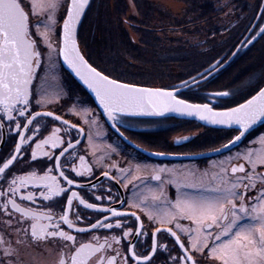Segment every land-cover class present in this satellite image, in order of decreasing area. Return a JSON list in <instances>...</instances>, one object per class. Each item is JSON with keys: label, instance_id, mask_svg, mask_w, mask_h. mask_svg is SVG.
Instances as JSON below:
<instances>
[{"label": "flooded vegetation", "instance_id": "flooded-vegetation-1", "mask_svg": "<svg viewBox=\"0 0 264 264\" xmlns=\"http://www.w3.org/2000/svg\"><path fill=\"white\" fill-rule=\"evenodd\" d=\"M20 2L25 11L29 13L30 26L38 25L40 32H47V41H51L54 44L53 37L56 36L57 30L55 29L54 33L51 32V28L48 26V19L43 20L42 18L46 14H37L34 17L32 15L30 0H20ZM43 10L49 9L45 8ZM41 21L43 23H40ZM257 26L258 23L248 40L260 31V29H256ZM56 27L57 25H55ZM31 37L36 41L37 50L41 53V66L36 70L31 89L36 99H40L43 96L46 101L44 107H32L31 111L52 112L55 116L62 117L64 121L82 129V133L79 136L80 143L74 153L75 158H73V153H68L61 159L60 168L61 170L74 169L84 173L83 176H77L65 171V175H68L69 179L74 181L72 190L76 191L79 194V198L83 199L86 204H94L96 207L89 209L86 207V204L80 205L78 200L73 201L74 213H78L80 219L78 221L77 215L69 212V218L75 224V228L69 229L64 224H61L60 227L66 233L75 236V245L62 239L37 242L30 237L25 238L23 232H19L18 234L19 229H29L31 223L46 224L48 221H34L30 216L24 218L22 221V214L20 212L9 209L11 213L9 215L0 209V235L4 237L5 241H11L13 248L16 249V252L12 256H4L0 252V264H59L61 258L68 259L70 264L71 256L81 244L91 243L93 246H98L104 244L105 240L108 241L110 247L105 246L102 252L92 253L85 260V264H97L98 259L101 257L105 258V264H107V258L116 256L117 252L121 255L117 257L115 264H123V257L128 254L129 245L127 241H132L135 244L137 255H150L151 264H173V258H182L183 252L175 242V238L166 231H163V229L167 228H171L179 236L180 242L184 244L185 248H189V255L195 259L196 264H212V260L207 255V249H205L203 254L192 250L189 245V239L176 227V224L179 223L183 228L187 229L195 227L194 223L184 218L173 220L171 223L167 222L168 217L166 213L171 211V207L163 203V201L174 203L178 195L206 194V189L188 187H183L178 192L176 184L171 181L173 179H186L185 174L188 172L195 173L197 177L207 173L208 177H211L213 173H219L220 169L224 168L229 170L228 178L233 179L235 176L244 175V173L231 174L230 172L232 166L239 164H244L246 172H250V165L243 159V156L249 149H252L256 154L264 151V145H261L259 142L260 136L264 135V124L249 133L235 148L224 153L202 158L170 159L155 157L150 154L190 156L216 151L226 145L239 132L237 129H219L205 125L197 120L180 119L174 116H127L124 118L125 123L123 126L117 125L119 132L123 134V137L127 138L126 140L122 139L109 125L104 115L101 114V110L89 93L63 67L60 55L58 54L60 49V32L57 37V51H52L49 47L42 46L47 41L42 40V37L34 27L31 28ZM78 42L84 57L93 67L112 79L125 82L110 75L107 70L95 66L86 52L83 51L82 45L84 46V44L81 43L79 38ZM88 46L89 44H87ZM50 52L53 53L54 59L49 57ZM222 64L208 72L204 70L201 74L207 76ZM222 70L207 80L200 82L198 87L192 86L191 88L182 90L179 98L186 99L190 103H207L208 100L205 97L211 93L221 92L220 84L217 88L216 76ZM201 74L195 79H201ZM211 79L214 80L213 85L211 84L212 87H206L205 84ZM136 85L152 88H173ZM174 87L179 89L180 85ZM228 94L219 100L213 98L212 106L216 110L229 108L223 107L222 103L233 102L230 98L232 94ZM246 100L240 102H245ZM70 111H74L78 116L69 115ZM0 115L3 114L0 113ZM20 123L23 124L24 121L21 120ZM33 127H38L39 133L36 141L24 149V158L15 163L12 171L16 176H25L32 171H35L37 175H44L48 172V169L55 168L54 162L43 157L42 153L48 152L58 156L59 152L53 150L49 144H42L39 149H36V143L51 137L55 129H60L57 135L63 140L72 139L73 143H75L77 139V133L74 130L67 129L63 124L50 117L39 118ZM27 135L32 136V133L29 132ZM89 135L91 136V142L88 139ZM185 137L188 139L185 140ZM18 141L19 137L16 135L14 126L5 123L4 126L0 127V157L8 158ZM217 141H219L218 144ZM33 149H36V160H33L29 155ZM80 156L84 157L83 162L79 159ZM89 167L92 169L91 174H88L86 171ZM160 169L172 170L177 175L173 177L170 172H161L159 171ZM105 172H108L109 175H103ZM256 172L258 174L264 173V166L258 165ZM157 174L160 175V180L154 179V176ZM49 175L57 177V183L60 187L65 189L69 187L59 178L55 170L49 173ZM110 177H115V179H110ZM125 177L127 178L125 179ZM134 177L138 179H134ZM256 179L258 189L264 186V176L257 175ZM27 191H32L38 199L34 203L18 199L17 203L22 209H30L32 212L44 214L51 213L55 217L62 215L66 210V200L64 198H53L51 201L39 198L40 191H46V189L36 191L33 188H29L28 190H22L21 195H26ZM68 194L70 195V193ZM256 194L255 191L251 190L248 193L249 197ZM153 196L160 197L161 203L158 207L152 206ZM109 197L111 198L110 200ZM108 208H115L117 212L127 213V215L118 217L123 228L105 229L98 227L92 230L90 225L95 224L98 220L103 221L105 217L110 218L108 220L109 223L115 224L117 218H112L110 212L102 211ZM133 213L135 215H132ZM149 214H151V219L149 218ZM161 220L165 222L160 223L159 221ZM141 225L145 235L140 236L138 241L134 239L133 235H129L126 238L123 237V231L130 228L135 233ZM76 228H88L89 230L80 233L75 230ZM157 228L162 229V231L155 234L154 239L157 242L158 250L153 255L148 249L153 241L152 234ZM113 238H119V240L117 241ZM17 240H21L22 242L16 243ZM127 264H136V262L129 260Z\"/></svg>", "mask_w": 264, "mask_h": 264}, {"label": "snow or ice", "instance_id": "snow-or-ice-1", "mask_svg": "<svg viewBox=\"0 0 264 264\" xmlns=\"http://www.w3.org/2000/svg\"><path fill=\"white\" fill-rule=\"evenodd\" d=\"M88 6L89 0H70L66 9V18H63L61 25L62 47L58 54L63 56V60L75 70L76 75L93 90L99 107L102 109L101 114L111 122V127L122 139L126 140L127 138L119 132L117 125L123 126L125 117L145 114L163 115L166 112L174 111L189 116H198L200 120L212 125L238 126L239 134L223 146L226 148L245 136L257 120L264 118V88H261L257 95L236 107L216 110L212 106L213 98L219 100L221 97L229 95L227 92L209 94L205 97L208 100L207 103H190L186 99L179 98L180 91L175 87L171 90L139 87L136 84L122 83L98 71L85 60L76 39L77 25ZM31 7L35 9L36 5L33 4ZM44 7L50 10L48 26L54 28L56 25L55 13L59 5L56 0H50ZM33 27L46 42L48 40L47 32H40L38 25L30 26L29 13L25 11L20 0H0V113L3 114L0 115V127L5 123L14 126L16 135L19 137L10 156L8 158L0 157V209L9 215H11L9 209L20 212L22 221L29 216L34 221H48L46 224L31 223L29 229H19L18 234L23 232L25 238L30 237L37 242L62 239L75 245V236L63 231L60 225L64 224L69 229L75 228V224L69 218V212L76 214L78 221L80 218L78 213H74L73 201L78 200L80 205H85L86 202L79 198L76 191L72 190L74 181L65 175V171L77 176H83L84 173L74 169L61 170L60 165L61 159L70 152L75 158L74 153L79 146L82 129L64 121L62 117L55 116L52 112L31 111L32 107L40 108L46 104L43 96L36 99L31 89L36 70L41 66V53L37 50L36 41L31 37V28ZM260 32L264 33V28H261ZM252 39L254 40L255 37ZM42 46L51 48V45L47 43ZM219 63L217 62V64ZM214 67L216 65L210 66L206 72ZM205 78V75L201 74V80ZM199 83L200 81L195 78H192L190 82L182 81L180 89L198 87ZM68 114L78 116L74 111H70ZM42 117H50L63 124L67 129L74 130L77 133L76 142L73 143L72 139H61L57 135L60 129H55L51 137L36 143V149H39L42 144H49L53 150L59 152L58 156L48 152L42 153L43 157L54 162L55 168L48 169L44 175H37L35 171H32L25 176H16L12 171L15 163L24 158V149L36 141L39 128L33 127V125ZM21 120L24 121L23 124L20 123ZM29 132L32 133V136L27 135ZM88 139L91 142L90 135ZM259 142L264 145V135L260 136ZM36 149L29 153L33 160L37 159ZM79 159L84 161L83 156H80ZM243 159L248 162L251 171L246 172L244 164L234 165L230 169L231 174L244 173V175L235 176L233 179L228 178L229 170L224 168H221L219 173H213L211 177H208L207 173L197 177L195 173L188 172L185 174L186 179H173L171 182L176 184L178 192L183 187H188L206 189V194L178 195L174 203L163 201L171 207V211L166 213L167 222L171 223L173 220L184 218L194 223L195 227L187 229L179 223L176 224V227L189 239L192 250L203 254L207 249V255L212 260V264H264V186L258 189L256 179L257 175L264 176V173L256 172L258 165L264 166V151L256 154L252 149H249ZM53 170L69 186L67 189L59 186L56 176L49 175ZM86 171L91 174L92 169L89 167ZM159 171H168L173 177L177 175L172 170L160 169ZM103 175L108 176L109 173L105 172ZM110 179H115V177H110ZM134 179L138 178L134 177ZM154 179L160 180L161 177L157 174ZM29 188L36 191L46 189V191H40L39 196L45 201L64 198L66 210L62 215L55 217L51 213L44 214L32 212L30 209H22L17 203L18 199L29 203H34L38 199L32 191L21 195L22 190ZM250 190L257 194L249 197ZM160 203V197H152L153 207H158ZM86 207L92 209L96 205L89 203L86 204ZM102 211L110 212L112 218H117L115 224L109 223L110 218L105 217L103 221L98 220L95 224L90 225L92 230L98 227L123 228L118 217L127 215V213L117 212L115 208ZM149 218H152L151 214H149ZM159 222L164 223L165 221ZM75 230L84 233L89 229L76 228ZM161 231L162 229L157 228L152 234L153 241L148 251L153 255L158 250L154 237ZM163 231L175 238V242L183 252L182 258H173V264H196L195 259L189 255V248H185L184 244L180 242L179 236L171 228L163 229ZM129 235H133L134 239L138 241L140 236L145 235L142 225L137 228L135 233L130 228L123 231V237L126 238ZM113 239L119 240V238ZM21 242V240L16 241V243ZM127 243L129 245L128 254L123 257V264H127L129 260L135 261L136 264H151L150 255H137L135 244L132 241H127ZM105 246L110 247L107 240L98 246H93L91 243L81 244L71 256L70 264H85L88 256L94 252H102ZM86 250L88 251L86 252ZM0 252L4 256H12L16 252L12 242L5 241L2 235H0ZM120 255L117 252L116 256L107 258V264H115ZM59 264H69V260L61 258ZM97 264H105V258H99Z\"/></svg>", "mask_w": 264, "mask_h": 264}, {"label": "trees", "instance_id": "trees-1", "mask_svg": "<svg viewBox=\"0 0 264 264\" xmlns=\"http://www.w3.org/2000/svg\"><path fill=\"white\" fill-rule=\"evenodd\" d=\"M123 1L124 0H120L119 3L117 4L116 19L119 21V24H117L116 26L114 25V23L112 22L110 23L113 16L111 15L110 10L107 4L104 2V0H91V3L86 11V14L79 29L78 38L81 39V35H82L81 31L87 28L88 31L87 35L91 37L89 41H92V43L95 44V47L93 48V50L88 49L86 54L92 60L93 64H95V66H97L100 69L107 70V72L110 73V75L115 76L116 78H119L127 82L126 79L122 77L124 72L126 71L123 70L121 71V67H123L121 64L123 63V60H125V57L128 58L133 57L132 52L139 51L140 52L139 55L143 54L144 59H146L147 52L159 50L160 56L155 55L154 57L156 62L154 63V65L152 63L154 67H158L156 69L157 73L163 68L162 65L167 60H169L167 61L169 62L167 64H170L169 69L172 68L173 64L179 65L182 69V72L176 76L177 77L176 80L163 83L161 84V87L179 86L182 81H189L192 78H196L200 76V74L203 73L204 70L210 69V66L207 65L208 62H206V59L201 60L200 57H201V53L204 54V58H205L206 53L212 51L213 49L215 50L216 41H218L217 39L220 38L217 37V34L219 33V27H217V7L215 6L217 0H182L186 2L188 5H191V7L194 10L198 9L199 11L198 18L207 22L205 26L210 28L215 36L214 38H210L209 36H207L210 39L206 40L207 42L204 43V44L212 45L211 47L213 48L211 50L202 52L201 50L200 51L198 50L199 45H191V46L178 45L175 46V53H174L175 55L173 54L172 47L170 48L166 46L165 48L162 49L158 48L162 41L161 39L158 38V32L160 29L151 28L150 26H148V23L152 21L151 20L152 16L156 14V11L154 13L153 11L154 9L149 4L142 5V7L145 8L144 9L145 11L143 13L144 16L142 23H147V26L144 27L143 25L141 26L138 23H136L140 27V29L136 28V31H138L139 32L138 34L141 36L139 42L140 44L142 42L143 45L141 46L140 44L139 46L133 45L131 40L126 39L128 34L123 29L122 21H121L126 16L125 13L126 8H125V3ZM246 5H247L246 2H243V0H236L234 2V7H235L234 9L243 12V10H245ZM255 18H256V13H254L252 18H250V20L248 21V25L246 29L243 30L242 33L240 34L239 40L238 41L236 39H235L236 41L234 40L237 44L242 40L246 32L250 29ZM132 20L134 21L135 19L132 18ZM260 21L261 18L258 22V26L260 24ZM263 25L264 23L262 24V26ZM115 27H117V29ZM189 32L190 31H188L187 33ZM208 35H210V33H208ZM211 36H213V34H211ZM94 37L97 39H94ZM263 37H264V33L255 41H252L253 37H251L249 39L250 41H248V43L246 42L247 44L245 43L246 45L242 47V49L234 58V60L216 76L218 81L222 76L227 77L225 78V80H222L221 82H217V83H221L220 84L221 91L229 90V93L232 94L230 98L233 100V102H222L223 107L226 106L231 108L238 106L239 104L242 103L240 101L246 100L247 98L249 99L255 93H257L258 90H260V88L264 85V65L258 68H256L255 66L254 67L250 66L248 68V63H250L249 61L253 57L252 49L255 46V44L259 42V40H261ZM85 42L88 44V41L86 39L85 41L83 39L81 40V43L85 44ZM235 42L233 41L232 43L230 42L233 48L225 51L224 55L222 57H219L217 61L212 65L218 66L222 64L224 61H226L229 58V56L232 54L231 52L234 50V48L237 45L235 44ZM233 45H235V47ZM149 59H151V57ZM217 62L220 63L217 64ZM167 64H165L166 67L168 66ZM135 83L136 82H134V84ZM213 83L214 80L211 79L209 82L205 84V86L206 87L211 86V84L213 85ZM144 85L154 86L151 84H144Z\"/></svg>", "mask_w": 264, "mask_h": 264}, {"label": "rangeland", "instance_id": "rangeland-1", "mask_svg": "<svg viewBox=\"0 0 264 264\" xmlns=\"http://www.w3.org/2000/svg\"><path fill=\"white\" fill-rule=\"evenodd\" d=\"M119 1L120 0H104V2L107 4L110 10L111 15L113 16L110 23L111 22L114 23L115 26L119 24V21L116 19L117 4L119 3ZM235 1L236 0H217V2L215 3V6L217 7V27H219V33L217 34V37L220 38L217 39L218 41H216L215 50L213 49L212 51L206 53L205 58H204V54L201 53V57H200L201 60L206 59V62H208L207 65L209 66L215 63L219 57H222L225 51L233 48L231 46L232 41L235 42L236 40L237 41L239 40L240 34L242 33L243 30L246 29L248 25V21L250 20V18H252L254 13H256V17H257L263 0H243V2H246L247 4L243 12L234 9ZM49 2L50 0H30L31 6L33 4L36 5L35 9L31 7L32 15L36 17L37 14L40 15L46 14V16L44 15L42 16V18L43 20L48 19L50 10L45 11L43 9H45L44 5H46ZM56 2L59 5L55 13L57 27L51 28L52 33L55 32V29L57 30L56 36L53 37L55 41L54 44L56 45V47L54 44H52L51 41L49 42L47 41V44L51 45L50 49L52 51H57V42H58L57 37L59 36L60 26L63 21V18L66 15V9L69 0H56ZM123 2L125 3V8L127 10L125 9L126 11L125 18L121 20L122 26L123 29L128 34L126 39L131 40L133 45L139 46L140 44L139 41L141 36L138 34L139 32L136 31V28L140 29L139 25L141 26L143 25L144 27L147 26V23H142L144 16L143 13L145 11L144 10L145 8H143L142 5L149 4L154 9L153 10L154 13L156 11V14L152 16L151 19L152 21L148 23V26H150L151 28L160 29L158 32V38L161 39L162 41L158 47L159 49L165 48L166 46L170 48L172 47L174 54L175 46L178 45H186V46L199 45L198 50L199 51L201 50L202 52L211 50L213 48L211 47L212 45L210 44H204L207 42L206 40H209L210 38H214L215 35L213 31L205 26L207 22L198 18V14H199L198 9L197 10L195 9L196 10L195 11L191 7V5H188L186 2L182 0H124ZM132 18H134L135 20L133 21ZM136 23H138L139 25ZM263 23H264V13L263 16H261V21L257 30H259L262 27ZM115 28L117 29V27ZM188 31L190 32L187 33ZM81 33L82 35L80 40L83 39L85 41L86 39L89 44L88 47L86 42L84 46L82 45L83 51L87 52L88 49L93 50L95 44L92 43V41H89L91 37L87 35L88 34L87 28L83 29ZM208 33H210V35H208ZM211 34H213V36H211ZM207 36H209L210 38H208ZM94 39L97 38L94 37ZM239 43L237 44L235 42V44H237L236 47L239 45ZM141 45H143L142 42L140 46ZM233 46L235 47V45ZM236 47L234 48V50L236 49ZM233 51L231 53H233ZM139 54H140L139 51L132 52L133 57H129V58L125 57V60H123V63L121 64L123 66L121 67V71L123 70L128 72V73L124 72L122 76L126 79L127 82L130 83L136 82L135 84L140 83L142 85L151 84L154 86H161V84L163 83L176 80L177 78L176 76L182 72L181 67L177 64H173L172 68L169 69L170 64H167L169 63L167 62L169 60H167L165 63L163 62L164 63L162 65L163 68L157 73L156 69L158 67H154L153 65L156 62L154 56L155 55L160 56L159 50L147 52L146 59H144L143 54L142 55ZM252 56L253 57L249 61L250 63H248V68L250 66L251 67L255 66L256 68H258L264 65V37L261 40H259V42H257L253 47ZM49 57L54 59V55L52 52H50ZM150 57L151 59H149ZM165 64H167L168 66L166 67ZM225 78L227 77L222 76L220 77L219 81L217 80V82H221L222 80H225ZM219 84L221 83H217V88ZM221 92L229 93V90H222ZM218 142L219 141H217V144Z\"/></svg>", "mask_w": 264, "mask_h": 264}, {"label": "water", "instance_id": "water-1", "mask_svg": "<svg viewBox=\"0 0 264 264\" xmlns=\"http://www.w3.org/2000/svg\"><path fill=\"white\" fill-rule=\"evenodd\" d=\"M91 3V0H89V5ZM70 4V0L68 2V5ZM89 7V6H88ZM88 7L85 9V12L83 14V16L81 17V20L80 22L78 23L77 25V29H76V39H77V42H78V33H79V29H80V26H81V23L84 19V16L86 14V11L88 9ZM263 9H264V0L262 1V5H261V8L258 12V15L254 21V23L252 24L251 28L249 29V31L247 32V34L244 36V38L241 40V42L239 43V45L236 47V49L233 51V53L231 54V56L228 58L227 61H225L221 66H219L217 69H215L214 71H212L211 73H209L207 76H205L206 78L204 80H201L199 79L198 81L200 82H203L205 80H207L208 78H210L212 75H214L215 73H217L218 71L222 70L223 68H225L228 64H230L234 58L237 56V54L240 52V50L242 49L243 45L247 42L251 32L254 30V28L256 27L257 23L259 22L260 20V17L262 15V12H263ZM66 18V15L65 17ZM63 22V21H62ZM62 25V23H61ZM262 28H264V25L262 26ZM263 33H261L260 31L254 36L255 39L252 41H255L257 40ZM78 46H79V42H78ZM62 47V33L60 31V48ZM79 49H80V46H79ZM80 52L81 54L83 55L81 49H80ZM84 56V55H83ZM85 58V57H84ZM60 60H61V63L63 65V67L73 76V78L89 93V95L92 97L93 101L96 103V105L98 106V108L101 110L102 112V109L99 107V102L95 96V93L93 92L92 89H90L85 83L84 81L76 75V72L75 70L69 66V64L67 62H65L63 60V56L60 55ZM85 60H87L85 58ZM89 63V62H88ZM90 64V63H89ZM98 70V69H97ZM99 71V70H98ZM122 83H125V82H122ZM139 86V85H137ZM139 87H144V88H152V87H145V86H139ZM264 88V87H263ZM186 89V88H184ZM184 89H178L180 92ZM168 90H171V89H168ZM257 95V93L255 94ZM251 99V98H249ZM242 104V103H241ZM236 107V106H235ZM134 116H174V117H177V118H180V119H193V120H197L205 125H208V126H212V127H217L219 129H237L238 126L236 125H233L231 127H225V126H220V125H212V124H209L207 123L206 121H202L199 119L198 116H195V115H192V116H189V115H185V114H181V113H177V112H174V111H169V112H166L164 113L163 115H155V114H145V115H134ZM105 117V116H104ZM106 119V117H105ZM107 120V119H106ZM109 123V125L111 126V122L110 121H107ZM264 124V118H261L259 120H257L255 122V124L252 125V127L248 130V132L245 134V136H243L239 141H236L235 143L233 144H230L228 145V147H221L219 149H217L216 151H212V152H208V153H204V154H197V155H190V156H168V155H161V154H157V153H151L150 155H153L155 157H165V158H202V157H206V156H209V155H213V154H220V153H224V152H227L233 148H235L237 145H239L241 143V141L249 134L251 133L252 131H254L255 129L261 127L262 125ZM228 144V143H227ZM226 144V145H227ZM133 145V144H132ZM135 146V145H134ZM88 250H86L87 252Z\"/></svg>", "mask_w": 264, "mask_h": 264}]
</instances>
